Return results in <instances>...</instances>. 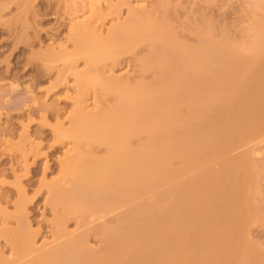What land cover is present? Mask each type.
<instances>
[{"label": "bare ground", "instance_id": "obj_1", "mask_svg": "<svg viewBox=\"0 0 264 264\" xmlns=\"http://www.w3.org/2000/svg\"><path fill=\"white\" fill-rule=\"evenodd\" d=\"M169 1L158 0L154 11L130 9L106 36L87 22L73 26L77 51L62 58L70 63L82 55L90 70L76 72L78 81L95 85L98 96L113 94L114 102L74 111L61 134L72 137L74 153L60 163L63 182L47 184L53 240L37 246L34 234L15 229L13 249L22 264H235L232 257L236 264H264L263 252L250 244L242 251L233 239L222 246L215 225L227 208L234 223L253 220L234 212L226 196L256 173L245 158L225 161L216 172L208 165L210 156L264 132V0H249L252 39L235 46L203 27L197 46L180 41L168 21ZM140 47L137 81L93 70ZM244 203L251 205L248 198ZM72 217L79 226L102 219L93 228L101 250L87 246L88 228L67 230Z\"/></svg>", "mask_w": 264, "mask_h": 264}, {"label": "rangeland", "instance_id": "obj_2", "mask_svg": "<svg viewBox=\"0 0 264 264\" xmlns=\"http://www.w3.org/2000/svg\"><path fill=\"white\" fill-rule=\"evenodd\" d=\"M157 1L0 0V264L23 262L17 261L13 249L12 232L17 228L34 234L37 246L53 240L54 216L47 184L63 182L60 163L74 153L72 137L61 134H67L76 109L96 111L114 102L113 94L98 96L95 85L78 81L76 72L90 70L82 55L74 56L70 63L62 58L77 51L73 26L87 22L106 36L130 9L150 11ZM165 9L178 39L189 45H198L196 32L202 27L204 31L209 28L214 39L231 46L252 39L255 10L249 0H170ZM141 48L121 52L115 59L106 58L93 70L105 79L137 81L142 76L138 60L144 53ZM153 73L145 72L146 80H151ZM242 158L256 175L226 198H231L230 205H236L234 212L241 218L253 220L234 223L236 216L229 218L231 210L227 208L215 225L221 229L222 246L233 239L239 251L250 244L264 254V132L235 143L224 154L210 156L208 165L216 172L225 161ZM243 173L237 171L236 177ZM245 198L251 201L250 206L244 203ZM102 219L87 218L88 223L79 226L80 220L72 217L66 228L70 232L88 228L87 246L101 250L103 242L93 228ZM232 260L237 263L236 257Z\"/></svg>", "mask_w": 264, "mask_h": 264}]
</instances>
